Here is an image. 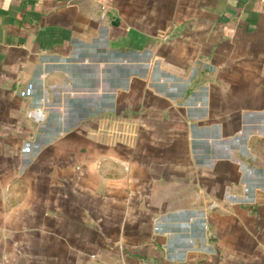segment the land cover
<instances>
[{"label": "crops", "instance_id": "obj_1", "mask_svg": "<svg viewBox=\"0 0 264 264\" xmlns=\"http://www.w3.org/2000/svg\"><path fill=\"white\" fill-rule=\"evenodd\" d=\"M0 264H264V0H0Z\"/></svg>", "mask_w": 264, "mask_h": 264}, {"label": "built area", "instance_id": "obj_2", "mask_svg": "<svg viewBox=\"0 0 264 264\" xmlns=\"http://www.w3.org/2000/svg\"><path fill=\"white\" fill-rule=\"evenodd\" d=\"M25 116L31 119L34 123H39L42 121L44 112L42 109H30L25 113Z\"/></svg>", "mask_w": 264, "mask_h": 264}]
</instances>
